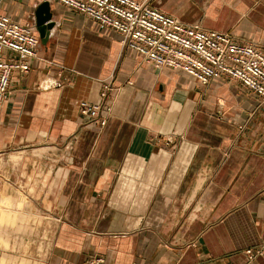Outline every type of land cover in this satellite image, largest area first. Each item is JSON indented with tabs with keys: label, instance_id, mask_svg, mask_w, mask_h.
I'll return each mask as SVG.
<instances>
[{
	"label": "crops",
	"instance_id": "1",
	"mask_svg": "<svg viewBox=\"0 0 264 264\" xmlns=\"http://www.w3.org/2000/svg\"><path fill=\"white\" fill-rule=\"evenodd\" d=\"M37 4L0 0V13L29 26ZM151 5L264 49V0ZM58 17V47L38 46L0 109V156L47 145L33 201L53 226L42 264H264L244 253L264 248V103L234 82L155 69L79 14ZM46 74L66 84L38 90ZM106 84L105 125L86 123L79 103H99Z\"/></svg>",
	"mask_w": 264,
	"mask_h": 264
},
{
	"label": "built area",
	"instance_id": "2",
	"mask_svg": "<svg viewBox=\"0 0 264 264\" xmlns=\"http://www.w3.org/2000/svg\"><path fill=\"white\" fill-rule=\"evenodd\" d=\"M69 12L79 14L99 30L118 35L125 48L133 50L155 69H171L207 86L212 80H225L264 103V49L241 42L232 35L204 30L198 24L186 25L152 7L151 0H47ZM39 38L33 27L20 24L0 13V109L7 97L13 74L30 70L37 56ZM52 64V62H47ZM57 77L62 75L58 66ZM46 74L37 84L38 90L60 89L61 80ZM112 92L106 84L100 102L79 103V113L86 123L103 127L105 112ZM248 262L263 255L264 248L246 249ZM102 256H94L86 264H103Z\"/></svg>",
	"mask_w": 264,
	"mask_h": 264
},
{
	"label": "rangeland",
	"instance_id": "3",
	"mask_svg": "<svg viewBox=\"0 0 264 264\" xmlns=\"http://www.w3.org/2000/svg\"><path fill=\"white\" fill-rule=\"evenodd\" d=\"M39 1L33 0V5ZM51 10L55 23L58 15L71 14L57 4H51ZM27 18L28 27H33L32 9ZM58 44L56 34L43 47L56 48ZM39 50H43L41 45ZM45 146L34 141L28 148L29 155L24 156L20 150L12 149L0 156V264L43 263L53 226L48 220V210L38 207L33 201H38L41 183H48L37 170L39 153L47 150H41ZM43 161L45 169L54 164Z\"/></svg>",
	"mask_w": 264,
	"mask_h": 264
},
{
	"label": "water",
	"instance_id": "4",
	"mask_svg": "<svg viewBox=\"0 0 264 264\" xmlns=\"http://www.w3.org/2000/svg\"><path fill=\"white\" fill-rule=\"evenodd\" d=\"M51 4L43 0L37 4L33 11V28L39 38V45L46 46L52 37L55 21L52 19Z\"/></svg>",
	"mask_w": 264,
	"mask_h": 264
}]
</instances>
